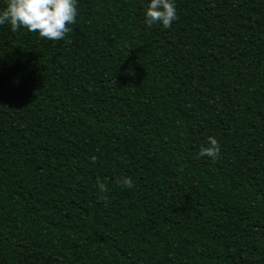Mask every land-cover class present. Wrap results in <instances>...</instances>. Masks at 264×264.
<instances>
[{
	"label": "trees",
	"instance_id": "trees-1",
	"mask_svg": "<svg viewBox=\"0 0 264 264\" xmlns=\"http://www.w3.org/2000/svg\"><path fill=\"white\" fill-rule=\"evenodd\" d=\"M149 3L0 25V264H264V0Z\"/></svg>",
	"mask_w": 264,
	"mask_h": 264
},
{
	"label": "clouds",
	"instance_id": "clouds-1",
	"mask_svg": "<svg viewBox=\"0 0 264 264\" xmlns=\"http://www.w3.org/2000/svg\"><path fill=\"white\" fill-rule=\"evenodd\" d=\"M78 16L77 0H6V7L0 9V25L9 24L11 31L21 28L38 33L41 39L63 40L72 31L69 25L76 23ZM178 19L174 0H150L145 11V24L150 28L161 24L170 28ZM208 146H201L198 157H210L213 161L220 158V144L215 137L209 136ZM94 164L97 157H90ZM117 183L126 188L133 187L131 177L117 178ZM100 195L98 200L106 201L108 187L97 181Z\"/></svg>",
	"mask_w": 264,
	"mask_h": 264
}]
</instances>
